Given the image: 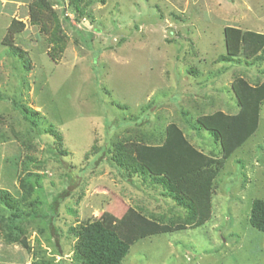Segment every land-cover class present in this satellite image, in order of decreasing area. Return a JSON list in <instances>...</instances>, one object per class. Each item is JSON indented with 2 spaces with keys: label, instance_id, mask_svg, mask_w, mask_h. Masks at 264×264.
Masks as SVG:
<instances>
[{
  "label": "rangeland",
  "instance_id": "1",
  "mask_svg": "<svg viewBox=\"0 0 264 264\" xmlns=\"http://www.w3.org/2000/svg\"><path fill=\"white\" fill-rule=\"evenodd\" d=\"M33 1L0 0V189L19 199L20 179L35 172L21 208L33 201L46 213L24 219L18 241L0 221V264H78L70 227L85 219H119L128 206L182 214L162 189L148 194L122 176L109 159L113 146L137 131L155 130L158 139L175 122L195 147L219 155L215 137L192 126L220 108L237 112L234 77L264 78V61L221 59L225 26L264 33V0H92L83 14L68 0H50L65 35L54 59L50 31L29 20ZM43 14L51 30L49 10ZM13 19L24 25L12 38L23 57L2 43ZM214 189L205 223L139 238L121 264H264V233L249 222L252 201L264 199V101L256 131L227 159Z\"/></svg>",
  "mask_w": 264,
  "mask_h": 264
},
{
  "label": "trees",
  "instance_id": "2",
  "mask_svg": "<svg viewBox=\"0 0 264 264\" xmlns=\"http://www.w3.org/2000/svg\"><path fill=\"white\" fill-rule=\"evenodd\" d=\"M68 3L76 12L83 14L92 0H68ZM51 6L50 0H34L29 9V20L32 24L41 23L42 30L47 33L50 31L49 55L54 59L63 52L65 35L61 33L58 16ZM43 10H49L46 17L54 21L51 30L42 20ZM23 26L22 21L13 19L2 40L3 44L9 45L12 54L19 53L22 57V51L12 45V38ZM223 34L226 54L221 56L222 60L234 61L242 57L264 61L263 32L225 26ZM261 74L264 77V69ZM231 89L237 102V112L230 114L215 110L198 116L197 126H192L198 130L203 128L215 137L220 145L217 156L195 147L175 122L165 125L159 139L150 132L137 131V134L124 136L114 144L109 159L121 170L122 176L145 185L147 190L144 192L148 194L162 189L160 195L173 200L182 214L155 217L145 214L139 207L128 206L119 219L109 212H103L98 218L85 219L77 226L70 227L75 238L73 258L78 264H121L131 244L139 238L196 227L210 218L216 178L231 154L257 129L260 105L264 101V78L251 83L242 76H236L231 82ZM2 99L4 96L0 94ZM15 104L19 103L15 101ZM22 107L25 112L30 111L28 107ZM25 117L35 124L30 117ZM51 131L61 139L57 132ZM151 136L155 139H151ZM29 177H34L35 181H30ZM38 178L35 172L30 171L20 179L22 195L19 199L9 191L0 189V221H4L2 227L7 229L9 241H18L23 235L21 223L24 219L45 217L46 212L39 213L35 202H28L27 211H23L20 203L32 194V182L38 183ZM249 222L264 233V199L252 201ZM21 241L25 244L24 239ZM31 264L50 262L36 259Z\"/></svg>",
  "mask_w": 264,
  "mask_h": 264
},
{
  "label": "crops",
  "instance_id": "3",
  "mask_svg": "<svg viewBox=\"0 0 264 264\" xmlns=\"http://www.w3.org/2000/svg\"><path fill=\"white\" fill-rule=\"evenodd\" d=\"M224 106L226 107L225 104H224L223 106H221V107H224ZM219 110L224 111V112L227 111V109L224 110V109H222V108H220ZM214 111H215V110H214ZM226 113H228V111H227ZM153 131H155V130H152V131L150 132V134H154ZM151 137H152V136H151ZM151 137H150V138H151ZM151 139H155V138L152 137ZM158 139H159V138H158ZM197 148L200 149V150H202L203 152H205V150H204L205 148H204V147H200V146H199V147H197ZM206 151H207V153H210V152H211V151H209V150H206ZM205 153H206V152H205ZM128 180H129V179H128ZM154 205H155V204H154ZM155 206H158V205H155Z\"/></svg>",
  "mask_w": 264,
  "mask_h": 264
}]
</instances>
